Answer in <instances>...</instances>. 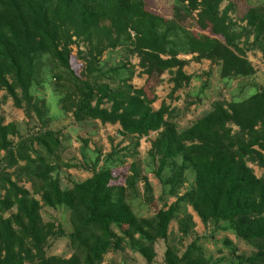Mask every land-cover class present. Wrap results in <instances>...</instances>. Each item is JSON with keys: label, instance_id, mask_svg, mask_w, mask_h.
Here are the masks:
<instances>
[{"label": "trees", "instance_id": "1", "mask_svg": "<svg viewBox=\"0 0 264 264\" xmlns=\"http://www.w3.org/2000/svg\"><path fill=\"white\" fill-rule=\"evenodd\" d=\"M222 1L171 0L172 16L163 18L148 10L146 0H0V104L10 97L27 124L32 117L40 123L21 135L14 122L0 119V264H101L108 251L124 243L151 263L155 241L166 239L170 221L181 224L186 207L202 223H227L236 239L252 247L247 255L230 247L234 259L227 264H264V83L246 97L213 101L206 114L178 129L167 104L161 101L152 109L155 95L128 83L133 71L126 61L107 66L108 59H100L122 48L137 57L147 83L169 72L171 93L190 79L182 69L187 60L178 52L217 63L227 84L249 77L253 67L237 43L244 37L264 58V6L244 0L247 7L238 11L226 0L219 9ZM228 13L243 23L239 31L230 27ZM185 17L208 34L191 33L183 26ZM72 45L76 60L96 63L93 73L79 77L74 72ZM44 76L55 81L59 106L73 121L117 124L120 134L135 139L156 132L148 155L160 187L151 215L133 211L129 199L138 195L137 183L143 181V192L149 185L132 162L129 174L116 172L113 162L121 161L115 150L94 170L95 158L88 177L60 187L54 174L70 166L61 157L64 138L45 127L43 99L32 93ZM247 162L263 173L255 176ZM186 172L192 181L180 193ZM21 182L30 183L38 199ZM41 206L65 208L70 230L43 222ZM59 236L67 238L68 257L47 253V239ZM161 264L214 263L190 241L182 251L165 243Z\"/></svg>", "mask_w": 264, "mask_h": 264}, {"label": "rangeland", "instance_id": "2", "mask_svg": "<svg viewBox=\"0 0 264 264\" xmlns=\"http://www.w3.org/2000/svg\"><path fill=\"white\" fill-rule=\"evenodd\" d=\"M149 11L163 18L172 16L171 0H146ZM238 11H243L247 6L244 0H232ZM251 5L260 4L264 6V0H247ZM226 4L223 0L219 4L221 9ZM242 8V9H241ZM240 13V12H238ZM192 17H195V12H192ZM238 15V14H237ZM192 17H185L183 26L194 35L201 33L208 34L206 27L195 23ZM230 18V27L236 32L239 31L243 23L236 17L235 13H228ZM202 24V23H201ZM251 35L248 36V42L251 40ZM238 46L244 49V55L253 67V74L246 78H236L225 83L220 77L219 66L217 63H212L207 59L194 60L192 55L178 52L177 57L187 60V63L182 67L186 74H190L189 81L182 87L178 88L173 93L170 92L171 82L169 81L170 73L162 72L159 76L146 82V75L141 73L136 66L137 57L127 55L122 48H115L111 52L107 51L101 55V61L107 60V66L116 65L119 62L126 61V67L133 71L128 80L133 87H146V91L150 95H155V100L151 103L152 109H156L161 101L168 105V113L171 115L173 122L178 129H182L190 124L193 120L203 116L210 110V105L215 100L230 101L231 99H240L252 93L257 86L264 83V58L256 48H249L245 44L244 37L238 39ZM78 49L83 50L84 46L81 42L78 43ZM76 46H71L72 68L79 77H86L94 72L96 63H83L76 60L74 53ZM173 69V68H172ZM124 75L127 73L123 72ZM53 79L44 76L41 86H32V93L40 99H43L44 116L43 122L46 128L58 130L64 138L63 143L65 149L62 152L63 162L69 164V167H60L54 174L59 182L60 187H69L73 182H79L88 177L92 171V164L95 158L98 157L94 170L101 167L105 155L115 150L116 159L121 161V164L113 162L117 167V173L129 174L127 166L132 162L137 167L138 173L145 176L149 185V189L143 192V181L137 183L138 195L135 198L129 199L133 211L137 216L151 215L158 207L157 195L159 192V183L154 178L152 170L155 168V161L152 160L148 151L150 142L156 135V132H149L147 135L139 139L118 132L117 124L99 123L98 120H88L75 122L72 120L69 112H64L59 106L60 95L52 90ZM0 90V98L3 95ZM108 105V104H107ZM106 106V105H105ZM0 119L2 124L14 122L19 133L25 134L40 126V123L32 117L29 123H26V118L21 108L15 107L10 97L0 104ZM27 124V125H26ZM232 129H235L232 126ZM12 141H15V136H8ZM84 141V142H82ZM1 155V153H0ZM255 176H260L263 169L255 164L247 162ZM192 181L191 172H186V182L182 185L180 193ZM30 195L38 199V194L31 192L32 186L28 182H21ZM36 185V184H35ZM147 195V196H146ZM149 195L150 198H149ZM168 201H172L169 198ZM9 212H13L11 209ZM9 212L5 213V217ZM41 220L43 222L50 221L54 225H58L66 233L70 230V223L67 217V211L63 207L48 208L41 206ZM185 215L179 218L182 220L181 227L184 229V234L180 232V225L176 220H172L168 224L167 236L165 240H157L153 245L154 257L151 263H147L142 256L136 251L129 248L125 243L122 249L116 251H108L103 257L101 264H161L162 254L165 243L172 245L177 251H182L184 246L190 241L195 243L202 249L206 259L214 264H227L233 261V256L229 253L230 247L236 248L237 254H249L252 250L250 245L236 239L233 231L227 223L218 222L214 226L212 223H202L196 214L190 209L185 208ZM225 241H229L225 243ZM65 236L51 237L47 239V253L62 257L69 256V247Z\"/></svg>", "mask_w": 264, "mask_h": 264}]
</instances>
